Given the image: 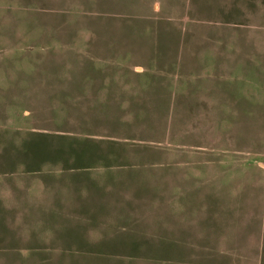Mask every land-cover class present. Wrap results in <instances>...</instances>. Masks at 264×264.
Here are the masks:
<instances>
[{
	"label": "rangeland",
	"instance_id": "1",
	"mask_svg": "<svg viewBox=\"0 0 264 264\" xmlns=\"http://www.w3.org/2000/svg\"><path fill=\"white\" fill-rule=\"evenodd\" d=\"M243 131L264 149V0H0V264H206L174 163Z\"/></svg>",
	"mask_w": 264,
	"mask_h": 264
},
{
	"label": "crops",
	"instance_id": "2",
	"mask_svg": "<svg viewBox=\"0 0 264 264\" xmlns=\"http://www.w3.org/2000/svg\"><path fill=\"white\" fill-rule=\"evenodd\" d=\"M252 133L233 136L244 139L222 147L219 161L174 163L176 255L194 250L206 264H264V149Z\"/></svg>",
	"mask_w": 264,
	"mask_h": 264
}]
</instances>
